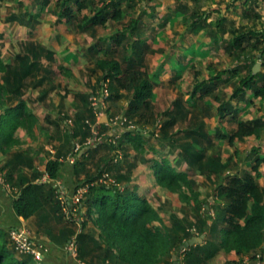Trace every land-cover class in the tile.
Here are the masks:
<instances>
[{
  "label": "trees",
  "instance_id": "16d2710c",
  "mask_svg": "<svg viewBox=\"0 0 264 264\" xmlns=\"http://www.w3.org/2000/svg\"><path fill=\"white\" fill-rule=\"evenodd\" d=\"M52 1L36 0L41 9ZM245 6V16L255 20L259 18L260 5L257 1L247 0ZM56 7L60 21H66L79 32L85 33L97 26H105L109 21L122 23L127 15L136 10L137 0H56ZM22 17L30 27H34L32 21L38 22L41 14H35L29 8ZM202 20L204 21L203 17L198 16L195 21L198 23ZM141 23L139 19L131 20L125 31L117 32L111 38L113 44L108 49L110 54L96 62V68L104 73V80H111L113 83V87H110L111 99L119 100L122 97L120 90L132 95L125 112L129 123L116 135L118 139H112L107 144H100L96 149L88 151L78 158V164L85 171L88 161L102 148L126 151V145L131 144L143 157L148 146L154 156L146 162H151L156 182L179 193L183 200H187L189 194H194L193 187L196 183L191 178L193 175L215 180L216 194L212 205L215 215L205 216V205L199 201L195 222L187 224L173 216L168 226L159 209L147 196L129 186L124 189L119 187V183L128 179L126 176L117 175L113 178L115 184L103 185L99 182L105 174L112 171V161L108 163V167L102 170L100 167L95 176L89 175L84 182L89 189L81 204L87 208L80 224L81 231L64 227L58 235L50 234L52 241L65 246L76 239L77 258L85 264L93 263L92 260H98L102 264H175V252L193 239V230H196L199 236L205 235L207 238L203 244L184 250L181 264H208L221 252L235 253L242 259L259 251L264 260V187L259 183L263 176L261 167L264 165L261 148L253 149L247 158L250 170L236 171L222 155L211 152L214 145L205 124L199 125L194 120L192 128L171 133L175 125L181 119H187L191 113L181 100L175 102L173 110L165 113L168 120L155 128L158 119L154 112V79L158 75L151 77L145 70V40L139 31ZM0 38L3 36L0 35ZM135 38L137 40L133 41ZM123 44V48L129 51L123 62H120L116 58L118 48L113 47ZM247 50L256 54L244 58L246 62L242 68L247 71V75L240 81L233 98L251 91L254 97L264 99V72H253L257 64L255 59H264V29L240 28L233 32L227 51L241 59ZM26 52L5 62L0 50V151L11 155L1 165L0 173L15 192L14 209L17 216L24 219L37 216L51 232V220L54 218L62 221L67 216L57 189L43 178L46 175L51 181L59 178L63 152L59 151L57 158L46 164L45 171H40L35 165V159L27 152L12 151L19 143L16 136L18 130L24 128L32 134L39 121L23 97L28 81L36 78L42 70L45 71L41 58L45 55L52 61L54 52L33 44L26 47ZM240 70L238 68L235 73ZM46 72L51 74V67L48 66ZM40 84L41 81L39 84L35 83V86ZM197 88L204 90L201 96L203 98L213 91L207 84ZM48 95L49 93L42 99ZM90 97L78 95L83 107L73 119L72 138H80L83 147L93 135L91 125L95 118ZM239 112L238 108L229 103L222 105L220 109L221 118L230 116L237 124L236 130L231 133H217L219 138L230 144L253 135L259 136L264 129L262 118L239 120ZM130 123L134 128L129 127ZM151 126L160 131H150ZM157 135L159 145L155 146L151 142ZM170 153L172 157L178 153L175 161L169 156ZM24 169L32 171V174L29 175ZM66 223L75 225L77 221L69 218ZM10 231L0 228V264H41L32 256L18 255L10 241Z\"/></svg>",
  "mask_w": 264,
  "mask_h": 264
},
{
  "label": "crops",
  "instance_id": "0c3cea01",
  "mask_svg": "<svg viewBox=\"0 0 264 264\" xmlns=\"http://www.w3.org/2000/svg\"><path fill=\"white\" fill-rule=\"evenodd\" d=\"M150 1V2H149ZM156 0H137V8L134 12L127 15L126 18L122 21V23H117L115 21H109L106 25L112 24L111 26H117L119 24H123L127 18H130L131 20H141V24L139 25V31L142 34L141 37L143 40H145V44L143 45V49L145 50V70L148 72V74L153 77L155 75H158L155 80V88L154 92L156 95V98L154 100V112L158 119L156 127H160V123L165 122V120H168L165 118V113L168 111L173 110L175 100L169 108L164 111L161 117H159L158 110L156 107V102L158 100L157 95V89L159 86L164 84L166 82L165 77L170 72L173 75V82H178L185 80V75L189 71L195 70L196 64L198 62L200 67H203L210 71V76H205L202 72L196 71L194 75V80L196 81L197 85L195 86L194 90L189 92V97L187 99H181L182 102L185 103V107L187 110L192 111L187 119H181L175 127L171 130V133L174 130H182V129H188L193 127V121L195 119L190 121L191 114L193 112H197L200 105L206 104L207 106L214 107L216 105L215 101L220 104L219 108L216 110V115L220 119V125L214 130L213 133L210 134L214 148L216 146L214 136L215 133L217 136V133L219 132H233L237 128L236 122L232 121L230 116L225 117L224 119L221 118L220 115V109L221 106L224 104H231L235 108L239 109L238 113V119L243 121H252L255 119L262 118L264 121V99L263 98H256L253 96L252 92L249 91L246 95H241L238 98H233L235 91L237 87L240 85V81L247 75V71L243 69V65L246 61H244V54L241 59L236 58L235 55H231L227 51V47L229 46V43L233 37V32L237 29L245 28L247 26H242L244 22H242V25H237L234 19L233 21L229 20V17L227 15L228 12L236 11L237 18L241 19V21H249V20H255L250 17L245 16V2L247 0H226V8H223L222 4L223 0H189V1H183L178 2L176 5H167L164 7L162 12L159 11L160 4H156ZM182 1V0H181ZM155 2V3H154ZM192 3V5L190 4ZM211 2L213 5H209L208 3ZM208 4V5H206ZM221 5V6H220ZM261 7L260 10H262V20L264 22V4ZM243 9L240 13L238 12L239 9ZM230 10V11H229ZM259 10V11H260ZM36 14H39L38 11L35 12ZM259 13V12H258ZM217 18H215V16ZM201 16L203 17L204 21H199L196 23V17ZM198 20V19H197ZM261 20V16L259 14V18L256 19V23H258ZM59 23L68 24L66 21H60ZM71 25V24H68ZM105 25V26H106ZM104 27V26H99ZM98 26L95 27L90 32H81L83 34H94L96 32ZM167 29V30H166ZM247 29V28H246ZM259 29H264V26ZM168 30L174 31L176 34H178L180 37L179 41L172 45V49L170 51V54L168 55L169 62L167 64L160 63L156 70L151 69L148 66L147 57L152 51L149 49V42L152 41L153 43H157L161 38V36H165V33H168ZM146 31H151L153 33V36L148 37ZM164 33V34H163ZM117 32L112 33L111 35L108 34L106 38H100L97 41H95V44L92 45L88 50V53H86V57H92L93 55H100V59L106 58L108 54V49L113 44L112 37L115 36ZM110 35V36H109ZM104 37V36H103ZM137 40V38L133 39ZM165 40V38L163 39ZM132 41V42H133ZM212 46L215 47L216 55L222 59V64L219 62H216L214 59V51L211 49ZM124 44L120 47L116 46L113 47L114 49L118 48L116 52V58L123 62V58L125 56L124 52H128V49L123 48ZM48 48V47H47ZM54 52L53 50H51ZM161 52H165L163 54V57L168 53V50ZM55 53V52H54ZM261 57V55H259ZM210 57H213L212 59ZM3 58V56H2ZM14 58V57H13ZM9 59L5 62H10L12 59ZM75 61L79 59V56L77 54L74 55ZM200 58V60H197ZM99 60V59H98ZM204 61V62H203ZM238 64H235V63ZM151 65V64H150ZM49 67L52 66L49 64ZM47 66V67H48ZM96 67V65H95ZM255 67V66H254ZM240 69L238 73H235V70ZM97 71L101 73L103 76V83L100 85V90H96L95 93H89V94H80V95H89L90 101H91V108L92 113L94 115V123L91 125L92 127V137L87 140L85 146L83 147L80 143V138H72L73 134V119L75 118V115L77 114L78 110L83 107V103L79 102V108L77 110L70 109L68 111L67 116H65V113L62 112L59 108H45L43 104H41L39 101L37 104H35L36 107L31 106L30 101L35 99L29 98V96L25 93L24 100L27 102L28 107L30 111H32L40 120L41 117H46L49 119V117L54 115L56 118L55 123L57 130V133L59 134L58 138L53 139L51 138L49 141V145L53 149H49V147H46V152H44L41 155V158H38L35 155H30L35 159V165L37 167L38 161L45 160V163L47 164L50 160H55L57 158V154L59 151L63 152V157L60 159L62 162V168L60 170L59 178L56 180H45V176L43 178L44 181H48L51 183L58 191L59 197L62 200V203L65 205L63 211L68 215L67 217L77 221V225L68 224L66 222L60 223L56 219H52L53 226L51 229H47L46 224L43 223L42 219L33 216L29 219H24L22 217L17 216L15 209H14V201H15V192L13 188L7 189L5 186L0 185V228L5 229L7 231L13 230V229H25L30 232H32L35 237L38 239L40 243H42L45 246V255L44 260L41 262V264H85L81 262L78 258H75L72 253L69 250V245H57L55 244L50 234L58 235L59 231L63 229L64 227L69 226L70 228L75 229L77 232L81 231L82 226L80 225L81 222L84 220V215L87 212V208L82 206L74 205L71 200L77 193V190L80 188L81 185L84 184V182L87 180V177L89 174V166L87 165V169L84 171L83 167L78 164V158H81L83 155L78 156L75 158L74 156V149L76 146H81L82 149H85L88 151H91L92 149H96L100 144H107L112 139H118L116 135H118L120 132L119 128L114 125V121L117 118H124L125 112L129 106L131 94L120 90V95L122 97L119 100H114L108 98L106 101H103V90L105 88L110 90L111 92V86L113 87V83L111 80H104V73L96 68ZM190 72V73H191ZM254 72V68H253ZM259 71L258 73H260ZM263 72V71H262ZM256 73V74H258ZM255 74V73H254ZM202 84H207L209 88H212V92L205 96L204 98L201 97L203 95V89H198L197 87ZM219 92V94H217ZM228 97L227 98V94ZM225 95L226 97H223ZM46 99V98H45ZM42 101L44 99H41ZM116 103L119 104L118 108L115 105ZM16 106V105H15ZM32 107V108H31ZM116 109V110H115ZM120 112V115L118 114ZM246 115H252L251 118H246ZM44 119V118H43ZM42 119V122H43ZM46 122V121H45ZM197 122V121H196ZM58 123V124H56ZM186 124V126L184 125ZM185 126V127H183ZM188 126V127H187ZM121 129V128H120ZM149 130L153 132L156 131L157 133L160 131L159 129L155 130L153 126L149 127ZM70 131V132H68ZM146 137L149 138V135L146 134ZM218 137V136H217ZM158 135L154 138V140L151 142L153 145L158 146L157 141ZM247 138H253L255 140V148H261V156L264 157V129L260 131V135H253ZM245 138V139H247ZM218 139L222 141L223 140L218 137ZM243 139V140H245ZM58 141V142H57ZM236 141V140H235ZM234 141V143H235ZM112 142V141H111ZM114 142V141H113ZM228 142V141H227ZM229 143V142H228ZM230 144V143H229ZM91 148V149H89ZM213 148V149H214ZM39 149V148H38ZM212 149V150H213ZM50 152H49V151ZM134 150V147L131 144L126 145V151L122 150H112V154L110 153L109 149L102 148L98 151L97 154H95L94 158L90 159L88 161V164L90 161H101L103 160L104 163L102 164L101 170L108 167V163L112 162V167L114 166H122L125 162L129 164L130 170L128 172H118L117 175H123L126 176L128 179L123 180L121 183H119V187L121 188H127L128 186L130 188H134L140 192V183L137 182V175H135V168H138V160H142V163L148 164V168L152 171L151 168V162H146L145 159H147V155H152L153 153L149 151V147L147 146V153L141 157L137 156L138 154H134L132 152ZM168 150V149H167ZM211 150V151H212ZM45 151V149L43 150ZM16 152V151H15ZM136 152V151H135ZM179 152V151H177ZM252 152V151H251ZM251 152L249 155L246 156L244 159V167H242L240 170H250L249 162L247 158L251 155ZM105 153V155L103 154ZM110 153V159L107 160V156ZM0 154H2V151H0ZM82 154V153H81ZM178 153L173 155L170 153L169 156L172 157V159L175 161V158H177ZM39 156V153L37 154ZM104 156V157H103ZM134 156H136L134 158ZM151 158V159H152ZM75 159V161L73 160ZM147 159V160H151ZM38 160V161H37ZM134 162V163H133ZM45 164V169H46ZM145 165V164H143ZM117 166V167H118ZM38 169V168H37ZM40 170V171H45ZM39 170V169H38ZM123 171V170H121ZM261 172L263 174L262 178L259 180V183L262 187H264V184L262 180H264V165L261 167ZM91 176V175H90ZM152 176L150 175L147 180L151 181ZM84 181V182H83ZM155 181V180H154ZM143 195V194H141ZM144 196V195H143ZM146 196V195H145ZM211 201V198H210ZM79 207V208H78ZM78 208V209H77ZM206 215L209 216L211 212L215 215L214 210L212 209V206L208 207L205 206ZM212 215V214H211ZM53 216V215H52ZM54 217V216H53ZM79 222V223H78ZM52 224V223H51ZM170 224H168L169 226ZM92 225H89V228H91ZM201 238L199 234L194 233L193 239L197 240ZM207 237H205L206 240ZM192 239V240H193ZM204 240V242H205ZM191 241V240H190ZM182 250V249H181ZM176 251L174 254V261L175 264H181L182 262V251ZM228 263H235V264H264L263 255L261 252H252L250 255L244 256L242 259L236 255L235 253H226L221 252L217 255L213 260H211L208 264H228Z\"/></svg>",
  "mask_w": 264,
  "mask_h": 264
},
{
  "label": "rangeland",
  "instance_id": "374dc122",
  "mask_svg": "<svg viewBox=\"0 0 264 264\" xmlns=\"http://www.w3.org/2000/svg\"><path fill=\"white\" fill-rule=\"evenodd\" d=\"M183 1L185 0H156V4H160L159 11L157 10V12H162L164 7L167 5H176L178 2ZM190 4L192 5L191 2ZM208 4L213 5L211 2ZM222 4H224L222 5L223 8L227 7L225 5L226 0H223ZM262 6L263 5H260L258 9V12L261 16V20L258 23H256L255 20L241 21V19L237 18L236 11L228 12L227 15L230 21L235 19V23L237 25L240 24L241 26L242 22H244L242 26H247L245 27L247 29L253 27L262 28L264 26V22L262 20L263 13L262 10H260ZM29 8L32 12L35 13L38 11V13L41 14L38 22H35V20L32 21L31 24L34 27H30V25H28V21H24L22 17L24 14H26ZM57 11L56 0H53L44 9H41V5L37 4L36 0H0V35L3 36V38H0V50L5 61H8L19 54L27 53L26 47L31 44L37 47H48L47 49L53 50L55 52L53 57L54 60H49V58L45 55L43 58H41V62L44 64L45 71L42 70V72L39 73L36 78L28 81L26 94L29 96V98L35 99V101H30L31 106L36 107L35 104H37L40 99L39 102L43 104L45 108H59L65 113V116H67L69 115L68 111L70 109L77 110L79 108L80 100L78 95L95 93L97 89L100 90V85L103 83V76L99 71L96 70L95 67L97 60L100 59L101 56L93 55L92 57H86L85 55L90 49L88 47L94 45L95 41L98 39L106 38L108 34L111 35L115 32L125 31L127 26L130 25L131 19L127 18L123 24H119L117 26H111L112 24H108L104 27L98 26L94 34H83L79 32L74 25L63 23L60 24L59 17L56 13ZM241 11H243V9L241 10L240 8L238 12L240 13ZM217 16L218 15H216L215 18H217ZM146 32L148 37L153 36L151 31ZM165 35L166 37L161 36V39L157 41V43H153L152 41L149 42V49L152 51V53L148 55L147 62L149 63L148 66L153 70H156L160 63L163 62L167 64L169 62L167 57L170 54L172 45L178 42L180 39V36L174 31L168 30V33H165ZM164 38L165 40H163ZM212 48L213 49H211V51L213 50L215 55L214 59L216 62L220 61L222 64V59L218 56V54L216 55L215 47L212 46ZM162 50H168L165 58L163 57L165 52H161ZM125 53L127 52H124V54ZM75 54L79 56L77 61H75L74 58ZM255 54H252V52L247 50L244 53V57L247 58L254 56ZM210 58L212 59L213 57ZM197 60H200V58ZM255 60L257 61V64H261L260 71L264 72V59L262 60L256 58ZM49 64L52 66L51 74L46 72L47 66ZM235 64L238 63L236 62ZM196 67L197 68L192 72L189 71L186 73L184 78L185 80L180 81V83L179 81L173 82L172 73L169 72L166 75V82L164 84L162 83V85L157 89L158 100L156 102V107L159 117L162 116L164 111H166L175 100L187 99L189 97V92L194 90L195 86L197 85L196 81L194 80L196 71L202 72L205 76H210V71L200 67L198 62ZM39 81H41L42 84L35 86V83L39 84ZM48 93L49 95L42 101L41 99ZM217 94H219V92H217ZM226 94L227 98L230 97L228 96L227 92ZM223 97L226 96L223 95ZM215 103L216 105L214 107L207 106L206 104L202 103L197 112H193L191 114L192 116L190 121H192L195 117L199 125L205 124L206 130L209 133H213L214 130L220 125V119L216 115V110L219 108L220 104L216 101ZM115 105L118 108L119 104L116 103ZM118 114L120 115V112H118ZM251 117L252 115H246V118ZM43 118L41 117V122L40 120L38 121L32 134H30L24 128L18 130L16 136L19 143L13 148V153L15 151H25L29 155H35L39 160V157L41 158V155L46 152V147H49V149L53 150L55 149L48 145L51 138L56 139L59 136L55 123H52L56 122V118L54 115H52V117L50 116L49 119L46 117ZM184 125L186 126V124ZM117 128L121 130L120 128L124 127L117 126ZM173 132H177V130H174ZM213 136L216 146L211 152L222 155L225 161L230 162L231 167L235 168L236 171L244 167V159L254 149L255 140L253 138H247L245 140H236L235 143L229 144L227 141L218 139L215 133ZM44 149L45 151H43ZM135 151V149L132 150L134 154L137 153ZM82 152L86 154L87 150L82 149L81 146H76L74 149L75 158L80 156ZM38 153L39 156H37ZM110 153L112 154V151H110ZM110 153L107 156V160L110 159ZM103 154L105 155V153ZM137 154V156H140L139 153ZM147 156V159L152 158V155L150 154ZM135 157L136 156H134V158ZM10 158V154H0V167ZM142 160L143 159L138 160V168L136 167L134 169L135 175H137V182L139 181L140 183V192L141 194L146 195L155 205V207L159 209L165 224H170L171 218L173 216L179 217L180 219L187 222V224L190 221L195 222L198 215L196 206L199 201H202L204 205L208 207L214 204V202L210 201V198H215V180L211 181L205 176L193 175L191 178L194 179V182L196 183L193 187L194 194H189V198L187 200H183L179 193L159 185L156 182L155 177L152 176V171L148 168L149 165L144 162L142 163ZM38 162L37 168L39 170H44L46 164L45 160ZM103 163V160L96 162L90 161L88 164L89 174L91 176H95L99 172V168L102 167ZM117 166H114L112 171L109 172V175L114 179L116 178L117 174H119V171L122 173L128 172L130 170V166L126 162L122 166ZM24 171L29 175L32 174V171L28 169H24ZM150 175L152 178L151 181H148L147 178ZM262 182L264 184V180H262ZM211 214L214 215L213 212H211ZM65 216L68 215L66 214ZM68 219L69 218L66 217L59 222H68ZM50 226L52 228V221L50 222ZM92 261L93 263L90 262L89 264H102L101 262H98V260Z\"/></svg>",
  "mask_w": 264,
  "mask_h": 264
},
{
  "label": "built area",
  "instance_id": "2783aa9c",
  "mask_svg": "<svg viewBox=\"0 0 264 264\" xmlns=\"http://www.w3.org/2000/svg\"><path fill=\"white\" fill-rule=\"evenodd\" d=\"M255 1H257L259 5L264 4V0ZM108 98H110V91L109 89L105 88L103 90L102 99L103 101H106ZM113 123L115 126L126 127L129 122L127 118L124 117L122 119L117 118ZM129 127L134 128L131 123L129 124ZM73 160L75 161V159ZM47 179H49L48 175L45 176V180ZM99 182L103 185L115 184V181L109 174H105ZM0 185L5 186L7 189H11L10 185L6 182L3 174L1 173ZM88 189V185H81L71 202L74 205L81 206L82 201L85 199V196L88 193ZM193 232L197 233L196 230H193ZM9 238L15 248V251L19 253V255L32 256L36 262H43L46 251L45 246L38 241L32 232L25 229H13L9 233ZM69 250L75 258L78 257V243L76 239H73L69 243Z\"/></svg>",
  "mask_w": 264,
  "mask_h": 264
},
{
  "label": "water",
  "instance_id": "95a60500",
  "mask_svg": "<svg viewBox=\"0 0 264 264\" xmlns=\"http://www.w3.org/2000/svg\"><path fill=\"white\" fill-rule=\"evenodd\" d=\"M260 70H261V64L258 63V64H256L255 67H254V73L256 74V73H258ZM89 149H91V148H89ZM83 154H84V152H82L81 155H83ZM211 202H215V198H214V197L211 198ZM205 237H206L205 235H202L201 238H199V239H197V240L193 239V240L187 242V243L185 244V246L182 248L181 251L187 250V249H189L190 247L196 246V245H198V244H203V243H204V240H205Z\"/></svg>",
  "mask_w": 264,
  "mask_h": 264
}]
</instances>
